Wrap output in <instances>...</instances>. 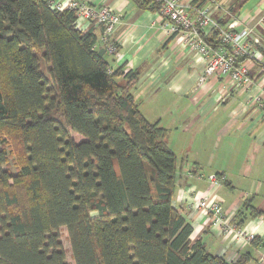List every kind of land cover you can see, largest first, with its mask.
<instances>
[{
  "label": "trees",
  "instance_id": "obj_1",
  "mask_svg": "<svg viewBox=\"0 0 264 264\" xmlns=\"http://www.w3.org/2000/svg\"><path fill=\"white\" fill-rule=\"evenodd\" d=\"M76 19L46 0H0V264H68L61 228L74 264H246L190 239L171 202L166 129L134 103L136 73H110L105 48L97 55L101 27L82 31ZM205 41L216 48L217 31Z\"/></svg>",
  "mask_w": 264,
  "mask_h": 264
},
{
  "label": "crops",
  "instance_id": "obj_2",
  "mask_svg": "<svg viewBox=\"0 0 264 264\" xmlns=\"http://www.w3.org/2000/svg\"><path fill=\"white\" fill-rule=\"evenodd\" d=\"M79 1L107 5L120 14L111 35L118 56L106 57L113 71L136 73L129 85L134 103L149 122L167 131L164 143L176 158L171 202L191 225L190 239L229 263L248 255L246 264H264V215H251V210L264 213V109L254 101L264 99V0H241L240 5L209 0L205 5L221 26L238 33L252 28L258 40L250 41L256 58L245 61L250 82L242 86L223 75L199 82L205 60L164 32L157 11L140 9L132 0ZM181 1L191 6L192 0ZM95 33L98 43L100 31ZM203 131H210V139ZM216 178L217 185L211 183ZM205 194L220 202L232 230L225 233L207 223L194 207L192 196Z\"/></svg>",
  "mask_w": 264,
  "mask_h": 264
},
{
  "label": "built area",
  "instance_id": "obj_3",
  "mask_svg": "<svg viewBox=\"0 0 264 264\" xmlns=\"http://www.w3.org/2000/svg\"><path fill=\"white\" fill-rule=\"evenodd\" d=\"M158 5V13L164 20L163 30L169 36L175 37L182 46L195 52L197 57L205 60V68L199 82H203L207 76L223 75L231 84L242 86L248 84L247 66L245 61L255 59L256 55L251 50L253 38L252 28H245L241 33L229 27H221L213 20L208 7H191L181 0H152ZM50 9L56 11L71 10L76 16V26L84 30L91 23L101 27L98 43L105 48L106 53L116 57L118 50L111 35L115 27L120 23V14L107 5L93 6L79 0H56L48 2ZM191 12V13H190ZM212 31H217L218 45L216 48L209 46L205 39L209 38ZM98 43L95 48L98 49ZM245 57L242 62L238 58ZM110 73L112 69L108 70ZM257 107L264 109V99L255 97ZM211 183L217 185L218 179H212ZM194 207L204 213L206 222L216 225L223 232L233 229L229 220L223 218L220 202L209 194L192 196ZM240 237L241 233L236 232Z\"/></svg>",
  "mask_w": 264,
  "mask_h": 264
},
{
  "label": "rangeland",
  "instance_id": "obj_4",
  "mask_svg": "<svg viewBox=\"0 0 264 264\" xmlns=\"http://www.w3.org/2000/svg\"><path fill=\"white\" fill-rule=\"evenodd\" d=\"M106 58H108V60L111 62V60H110V58H109L108 55H107ZM42 66H43V69H44L45 67H46V68L48 67V65H44V64H42ZM55 116H57V115L55 114ZM57 117H58V116H57ZM206 133H209V134H207V135H208V137H209V139H210V137H211V135H210V131H203V134L206 135ZM71 136H72V138H73L76 142H78V141H80V140L82 139L81 136L76 135V134L73 133V132H71ZM2 168H4V167H2ZM60 239H61V243H62V248H63L64 251H65V258H66L67 263H68V264H74V262H73V260H72V258H71L70 244H69V241H68V239H67V234H66V231H65L64 228H61V230H60Z\"/></svg>",
  "mask_w": 264,
  "mask_h": 264
},
{
  "label": "water",
  "instance_id": "obj_5",
  "mask_svg": "<svg viewBox=\"0 0 264 264\" xmlns=\"http://www.w3.org/2000/svg\"><path fill=\"white\" fill-rule=\"evenodd\" d=\"M104 54V49L103 48H101V49H99L98 51H97V55L98 56H102Z\"/></svg>",
  "mask_w": 264,
  "mask_h": 264
},
{
  "label": "bare ground",
  "instance_id": "obj_6",
  "mask_svg": "<svg viewBox=\"0 0 264 264\" xmlns=\"http://www.w3.org/2000/svg\"><path fill=\"white\" fill-rule=\"evenodd\" d=\"M221 27H223V26H221Z\"/></svg>",
  "mask_w": 264,
  "mask_h": 264
}]
</instances>
